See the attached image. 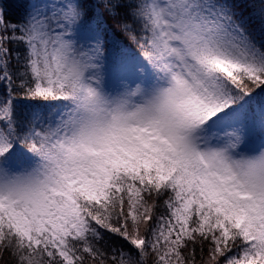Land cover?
<instances>
[{
	"label": "snow or ice",
	"instance_id": "6c2138e0",
	"mask_svg": "<svg viewBox=\"0 0 264 264\" xmlns=\"http://www.w3.org/2000/svg\"><path fill=\"white\" fill-rule=\"evenodd\" d=\"M101 3L0 0V264H264V0Z\"/></svg>",
	"mask_w": 264,
	"mask_h": 264
},
{
	"label": "trees",
	"instance_id": "16d2710c",
	"mask_svg": "<svg viewBox=\"0 0 264 264\" xmlns=\"http://www.w3.org/2000/svg\"><path fill=\"white\" fill-rule=\"evenodd\" d=\"M26 0H9V3L11 4V7L9 9V12L11 13L12 18H17L21 15V13L24 11V4ZM87 2L92 6L90 11L92 15L99 16L100 13L104 12L101 0H87ZM253 3L255 7L253 9H250L252 11L253 15L251 17L252 23L255 27H259L260 25V4L259 0H253ZM97 5H100L97 7ZM106 24L109 28V36L112 37V40L109 41L107 47H108V56H109V67H113V62L115 58L119 55V48L113 46V42L120 43L123 42V36L122 34L117 39L114 35L115 33H120V26L119 24L112 19H107ZM126 43V42H125ZM24 107H30L31 102L30 101H24L23 105Z\"/></svg>",
	"mask_w": 264,
	"mask_h": 264
}]
</instances>
